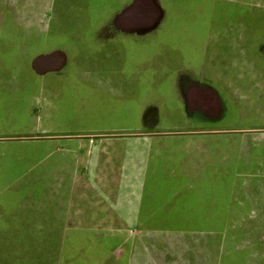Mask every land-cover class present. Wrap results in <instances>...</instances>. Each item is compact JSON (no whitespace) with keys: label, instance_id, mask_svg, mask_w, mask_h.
<instances>
[{"label":"crops","instance_id":"obj_1","mask_svg":"<svg viewBox=\"0 0 264 264\" xmlns=\"http://www.w3.org/2000/svg\"><path fill=\"white\" fill-rule=\"evenodd\" d=\"M95 1L100 15L118 5L110 31L134 34L114 25L133 0ZM181 1L155 0L145 32L174 16L165 32L187 34L150 76L176 97L175 129L158 130V107H137L143 74L91 72L120 58L107 48L76 55L91 24L69 18L90 0H0V264H264V20L180 22ZM250 109L261 126L236 135Z\"/></svg>","mask_w":264,"mask_h":264},{"label":"rangeland","instance_id":"obj_2","mask_svg":"<svg viewBox=\"0 0 264 264\" xmlns=\"http://www.w3.org/2000/svg\"><path fill=\"white\" fill-rule=\"evenodd\" d=\"M128 2L129 0H123L122 3L127 4ZM181 8H183L185 15L180 17V22L185 21L186 23L187 21L189 23L193 15L192 12L197 10L198 18L202 23H204V25H218L220 27L218 28L219 30L226 29V27L240 30L242 29V26L251 27L262 23L264 20V0H182L180 9ZM118 10V5H107L103 15L98 16L97 21L91 23V28H89V30L75 32L74 41L76 55L85 52H87V55H91L96 51H104L106 48L107 49L105 51H109L110 53L114 51L113 55L120 58L116 61H112V63H109L111 64L109 65L111 68L122 67L125 70L133 68V71L138 72L140 75L143 74L141 76L146 78L141 80L139 88H137L139 94L141 95L138 97L139 101L137 105L140 113H142V111L148 106H156L158 107L160 114L158 130L175 129V123L167 117L168 112L166 111L167 104L173 105L176 102V97H164L161 93L162 89L158 93L153 91V88L150 89V84L156 83L157 81L151 79L150 76L152 77L153 74L159 75L166 70L168 71V65L166 66L164 63H161V59H156V57L162 54L164 45H166V43L168 44L169 39L173 42L172 38L174 36L180 37L183 34L187 35L185 33L178 32L171 34V37H169V34L165 32V29H167L169 25L178 26L182 23L174 21V16H168L167 20L163 23L164 26L152 33L145 34L144 32H135L137 34H126L111 31L105 36L98 33L99 31L95 29H99L98 27L100 25L109 24ZM224 32L225 31H223V34H225ZM179 42L180 40L178 41L175 39L174 43ZM68 52L70 55H73L74 53L72 49H69ZM123 62L125 63L121 66ZM184 68L191 70L189 65H185ZM193 75L199 82L208 83L209 81L198 73ZM255 106H258V104H255ZM256 114V111L250 109V111H248L245 115H238L235 117L234 122L236 135H241L240 131H243V128L251 129V127L254 128L255 126H261L259 125L261 122L259 119L257 120L258 117ZM73 128L72 126L67 127L65 125L60 127V131L79 132V130H81V126L77 123ZM262 134L255 133L247 135L253 137ZM248 226L251 232L254 230H260L259 228L262 227V225L253 224ZM241 227H243V225H241ZM261 237L264 238V236Z\"/></svg>","mask_w":264,"mask_h":264},{"label":"water","instance_id":"obj_3","mask_svg":"<svg viewBox=\"0 0 264 264\" xmlns=\"http://www.w3.org/2000/svg\"><path fill=\"white\" fill-rule=\"evenodd\" d=\"M159 14L155 0H133V3L115 18L114 25L127 33H145L157 23Z\"/></svg>","mask_w":264,"mask_h":264},{"label":"trees","instance_id":"obj_4","mask_svg":"<svg viewBox=\"0 0 264 264\" xmlns=\"http://www.w3.org/2000/svg\"><path fill=\"white\" fill-rule=\"evenodd\" d=\"M111 2L112 1L108 0V4H110ZM90 5H91V8L89 10V14L88 15L72 16V17L69 18V21L70 22H75V23H78V22L79 23H85V24H89V23L91 24V23H94L95 21H97V18H98V16H101L100 12L102 13V11H100V9L98 8L97 1L90 0Z\"/></svg>","mask_w":264,"mask_h":264},{"label":"flooded vegetation","instance_id":"obj_5","mask_svg":"<svg viewBox=\"0 0 264 264\" xmlns=\"http://www.w3.org/2000/svg\"><path fill=\"white\" fill-rule=\"evenodd\" d=\"M111 27H113V25L108 24L107 25V28H108L107 32L103 33L102 35L105 36L108 33H110L111 31H110L109 28H111ZM89 68H90L91 72H94V73H97V74H101V75H103V77L111 76L112 71H113V68H111L109 66V64H105V63L104 64H99V65L98 64L90 65Z\"/></svg>","mask_w":264,"mask_h":264}]
</instances>
